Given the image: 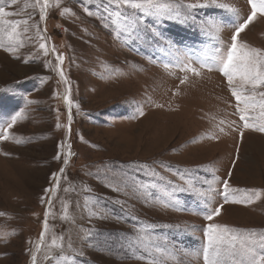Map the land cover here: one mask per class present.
<instances>
[{"label":"rangeland","instance_id":"obj_1","mask_svg":"<svg viewBox=\"0 0 264 264\" xmlns=\"http://www.w3.org/2000/svg\"><path fill=\"white\" fill-rule=\"evenodd\" d=\"M33 2L5 4L7 11L17 13L5 19L31 16L29 23L45 30L48 39L41 41L31 28L19 59L0 47V120L23 111L10 130L15 139L0 141V264H32L34 251L38 264H48L46 254L53 257L50 264H152V257L158 264H204L206 224L264 231V133L244 129L240 137L231 124L240 122L226 79L215 67L201 68L202 63L214 64L235 25L246 19L247 0H217L216 6L197 10L198 18L214 19L220 31L145 18L149 28L161 31L172 44V53L201 70L199 76L187 73L183 84L184 72L164 68L175 63L166 45L143 34L118 38L115 26L96 16L97 3L88 5L89 15L81 0H51L46 19L40 21ZM63 7L70 12L61 15ZM0 39L7 46V36ZM240 39L264 49V16L258 15ZM40 42L63 54V79L51 52L45 56L39 50ZM58 145H63L60 159ZM141 164L147 169L138 170ZM151 170L160 176L149 175ZM53 173L58 179L51 178ZM126 175L148 189L133 194L107 186ZM225 179L232 188L260 189L261 194L252 203L233 202L245 198L241 191L225 203L220 194ZM189 180L209 195L188 190ZM201 181L206 182L203 187ZM217 206H222L220 214L206 220L207 210ZM148 225L155 226L147 235L162 253L139 241ZM53 238L59 247L49 252Z\"/></svg>","mask_w":264,"mask_h":264},{"label":"snow or ice","instance_id":"obj_2","mask_svg":"<svg viewBox=\"0 0 264 264\" xmlns=\"http://www.w3.org/2000/svg\"><path fill=\"white\" fill-rule=\"evenodd\" d=\"M85 5V12L91 15V10L88 5L97 3L96 16L110 21V23L116 28V35L119 38L121 35L125 36H137L142 34L144 37L150 38L151 41H155L157 44L166 45L170 50V54L174 56L175 63H165L164 68L168 69L172 66L178 67L180 71L185 75L181 79L183 84L187 79V73H192L199 76L201 70L193 67L191 62H187L185 58L178 54L172 53V44L167 41V38L163 36L161 31L151 29L147 26L146 17H154L159 21L167 20H179L185 24H191L199 27L201 30H207L209 27L215 28L216 31H220L216 22L212 18H198L196 15L197 10L211 8L217 5V0H81ZM10 3L12 5L17 3V0H0V35H6L9 43L5 46L3 39H0V47H3L5 51L11 52L15 58L19 59V48L23 47L24 43L31 38L25 34L30 31L31 28H36V35L41 41H45L48 37L43 35L45 30L40 29L38 25L30 24L29 20L31 16L23 20L5 19L17 15L13 11H7L5 4ZM51 0H34L31 7L38 8L39 20L44 21L46 19L47 8L50 5ZM59 3V0H57ZM250 5V11L247 14L246 19L242 23L235 25L234 31H232L230 39L224 45L225 50L218 54L214 64L202 63L201 68H207L208 71H212L215 67L222 76L226 79L227 87L231 95L236 100L234 114L238 116L239 122L232 121L231 124L235 125L234 130L239 132L240 137H243L244 129H251L256 132L264 133V49L256 48L248 45L240 39L241 33L249 24H251L258 15L264 16V0H247ZM99 5H102L100 7ZM27 6V5H26ZM220 7H226L220 5ZM113 9H116L115 11ZM235 11V9H233ZM70 9L63 7L60 11L61 15L69 13ZM23 25V32H21L20 26ZM39 50L43 52L45 56L51 52L56 59V71L63 79L65 73L62 68V62L64 56L62 53L56 51L53 46L49 49L47 43L40 42ZM25 63H28V59L25 58ZM45 67L48 64L45 63ZM67 83V80L64 79ZM257 97L259 99H257ZM64 102L71 106L72 101L69 95L65 94L63 97ZM25 99H27L25 97ZM32 103V101H29ZM257 104L259 105L257 109ZM156 107H163L162 105H156ZM258 111V116L253 115ZM139 115L143 116V110H139ZM23 118V111H17L11 115L7 120H0V141H7L10 138L15 139L11 133L13 125L16 124L18 119ZM71 112L69 113V131L71 122ZM59 127V124L57 125ZM223 131V128L220 129ZM218 139V137H216ZM20 143L21 141H16ZM63 145H58L57 159H60L61 153L59 148ZM239 152V147H237ZM9 155V153H3ZM68 153L64 155V162H68ZM235 163V161L233 162ZM146 164L138 166L139 169H147ZM163 167H167L166 165ZM189 170H185V174ZM60 174L63 176L64 169H60ZM149 175L153 177H159L160 172L151 170ZM229 176H231V170H229ZM52 179H58L57 174H52ZM184 175L181 176L183 180ZM190 191H196L199 195L207 197L209 193L199 191L196 189L195 182L192 180L187 181ZM201 187L206 183L201 181ZM108 187L113 191L128 190L133 194L139 191L147 190L149 185L143 184L138 178H133L131 175H126L122 180L116 184H108ZM154 186V185H153ZM57 185L53 188H46L45 192L53 191ZM210 187V185H209ZM175 190V189H174ZM183 190V189H181ZM245 192L246 196L241 201H233L236 203H252L253 196H259L261 194L260 189H236L232 188L228 179L222 181L221 195L225 201L228 202V197L237 192ZM149 198L150 194H149ZM44 202L45 197L41 198ZM49 204H51V198H48ZM99 199H97V203ZM117 204H121L120 200L115 201ZM167 203V201H166ZM87 207V199L85 202ZM222 206H217L213 209L207 210L205 219L212 221L213 217L220 214ZM95 214V213H94ZM45 228H47V217L49 215L48 209H45ZM133 220H137L136 217H131ZM154 225H148L144 232L138 239L146 246H154L157 253L165 251L161 246L155 243L153 237L147 235V230L154 228ZM91 233H89V236ZM45 232L40 233L41 241L44 240ZM62 240L63 237H60ZM203 261L204 264H264V231L257 233L255 230L238 229L236 227H230L226 224L208 223L203 229ZM136 243V241H133ZM42 245L37 244L36 249H41ZM59 247L57 245V239L53 238L51 244L47 246L50 252L53 248ZM83 255V253H80ZM151 255V254H150ZM32 264H38L37 255L34 251L32 253ZM44 259L50 264L53 257L51 255H45ZM60 260L71 261L72 256H60ZM152 264H158L155 257H152Z\"/></svg>","mask_w":264,"mask_h":264}]
</instances>
